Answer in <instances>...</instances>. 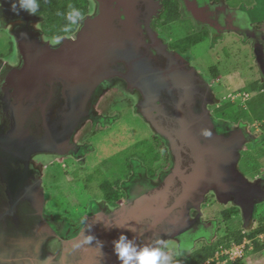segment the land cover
Here are the masks:
<instances>
[{"label": "water", "instance_id": "obj_1", "mask_svg": "<svg viewBox=\"0 0 264 264\" xmlns=\"http://www.w3.org/2000/svg\"><path fill=\"white\" fill-rule=\"evenodd\" d=\"M94 1V13L83 18L76 32L54 43L46 39L41 27H36L35 17L34 24L29 22L16 29L21 60L5 84L8 90L14 89L12 112L19 124L16 131L21 135L24 128L22 100L27 104L41 90L40 85H60L66 108L62 116L66 121L75 122L98 85L118 75L129 88L136 90L144 120L169 143L172 167L158 186L142 196L108 213L87 216L80 232L62 240L58 250L54 248L48 253L36 247L31 254L20 251L7 259L0 257V264H36V261L39 264H119L112 241L120 232H125L136 245L149 244L163 234L174 237L190 227L191 210L201 209L209 193L220 203L235 200L246 217L254 212L258 188L239 167L241 151L247 143L244 132L217 131L210 109L199 106L193 73L172 66L156 67L157 59L141 35L139 16L143 0ZM192 7L195 11V6ZM6 9L4 4L3 11ZM150 11L145 13L147 27L155 10ZM174 89L180 90L181 96L169 115L177 123L170 127L158 119V115L166 118L167 112L158 106L157 100L161 91ZM60 124L56 121L54 128L58 130ZM10 140L14 144L22 140L19 142L28 157L36 146L28 134ZM20 183L14 184L15 190ZM17 196L11 192V197L17 199ZM89 236L96 239L89 243Z\"/></svg>", "mask_w": 264, "mask_h": 264}, {"label": "flooded vegetation", "instance_id": "obj_2", "mask_svg": "<svg viewBox=\"0 0 264 264\" xmlns=\"http://www.w3.org/2000/svg\"><path fill=\"white\" fill-rule=\"evenodd\" d=\"M13 2L14 0H0V30L8 37L7 49L5 53H0V249L3 247L10 248L13 244V250L19 248L20 251H24L27 243H31L32 246L42 247L43 251L46 252L47 250L49 253V251L53 252V248L46 249L45 244L49 243L50 239L56 238L60 247L62 240L72 238L80 232L87 221V216L95 215L98 212L108 213L121 204L132 201L158 186L172 167L173 158L167 140L156 133L149 123L144 120L136 90L129 88L126 81L118 75L111 76L110 79L103 80L98 85L86 104L84 112L75 122H71L69 119L66 121L62 116L66 108L61 96V87L57 83H48L46 86L40 85L41 90H39L37 95L30 97L27 104L25 99L22 100L24 104L21 106V111H25V122H23L24 124L21 123L24 125L22 134H28L29 138L35 140L34 145H36L32 149L34 151L31 155L29 157L26 156L27 150L19 142L22 140H18L17 144H14V140H10L16 139V137L20 138L22 134L20 135L16 131L19 129V124H17L16 115L12 112L15 107L13 103L14 89L10 88L8 90L5 84L11 72L19 65L21 60L16 29L25 27L29 22L34 24L33 17H35L36 27H41L43 30L44 17L39 14L29 15L27 11L19 8L18 0H16L18 13L13 12L11 10ZM142 2V12L139 16V23L142 29L141 35L144 36L146 43L150 45L149 51L157 59L156 67L166 68L172 66L180 71L193 73L194 82L198 88L196 97L199 106L210 109L212 121L217 131L233 133L243 131L247 135L241 125L240 127L230 124L226 120L223 121L213 115L212 106L218 101L214 93L211 92L212 88L208 84V80H206L195 63V59L191 58V55L193 56L192 48L181 47V36L178 37L177 35V37H174L175 35L166 33L161 27L160 17L164 10V0H143ZM179 2L183 12L181 17L188 30L193 34H205L207 39L214 41L215 46L219 44L221 37H225L229 33H235L239 38L244 39V42H246L244 43L245 46H252L257 66L261 75H264V29L251 20L245 8L226 0H179ZM4 4L7 8L6 12L3 11ZM192 5L195 6V11ZM95 9L96 2L92 0V9L87 15L94 13ZM153 9L155 11L151 14L149 27H147L146 15ZM233 9L238 11L234 12ZM245 13L248 14L250 20ZM74 33L67 35H73ZM44 35L46 39L53 43L62 37H50L45 31ZM154 37H156L157 42ZM156 43L158 47H156ZM102 91H109L111 94H108L105 98L101 95ZM116 94H122L124 98L129 99L132 109L146 122L153 132L151 134L152 137L153 135L159 136V140H157L163 142H161L160 146H163L168 151V162L159 169L155 176L151 177L146 174L142 181L137 183L135 181V187H128L127 184L130 181H126L124 183L125 195L115 200V202H109L104 198L94 200V202L91 201L88 213L84 215L82 226L70 230V232L72 231L76 234L69 237H67L68 235L61 237L54 228H50L44 216L48 198V193L44 187V176L47 169L53 164L61 165V167H72L75 166L74 161H76L81 166L86 167L88 165L90 155L97 150L96 145L92 142L94 137L97 138L103 128L111 126L120 118L119 113H116V111L115 113H109L98 110L99 104L104 102L103 100ZM180 96L181 92L177 89L171 92L168 90L160 92L157 104L167 112V117L158 115V119L166 126L174 127L177 123L172 121L169 115L171 110L173 111L176 107ZM56 121L61 123L58 130L54 128ZM86 127H90L89 135L86 139L82 138L83 140H80L79 136L85 131ZM58 133L60 135L57 136ZM84 136L87 135L85 134ZM47 137H49V140L46 141ZM153 139L155 138L153 137ZM248 142L243 146L242 151ZM30 150L31 148H29ZM242 151L239 167L248 178L253 180V184L258 188V193L254 196L256 208L260 204L259 202H264V176L261 174L256 177H250L246 173L241 165ZM58 156H62L63 160H58ZM62 161H65V163H62ZM17 181L19 183L21 181V183L18 185V190H15L14 187ZM12 191L18 194L17 199L11 197ZM216 202H219L216 196L213 193H209L202 203L201 209L193 208L191 210L189 217L190 227L184 233L174 237L163 234L151 240L149 244L163 247L166 253L164 245H167L168 242H173L174 247H170V251L175 253V259L186 255L192 249L182 244V239L188 232L206 226L208 228L205 230L206 236H204V239H210V235L212 238V227L214 225L212 220L214 219L206 218L204 207L214 206ZM93 204L99 208L97 211L92 210ZM221 204L238 206L243 219L253 223V214L250 217H246L243 214L242 207L235 200ZM158 240L160 243H157ZM16 244L17 248L14 246ZM144 244H148V242H144ZM181 245L183 246L182 250L180 248ZM54 246H56L55 243ZM177 251H181V254L177 255ZM38 254L43 255L42 252ZM37 263L39 264L36 261Z\"/></svg>", "mask_w": 264, "mask_h": 264}, {"label": "rangeland", "instance_id": "obj_3", "mask_svg": "<svg viewBox=\"0 0 264 264\" xmlns=\"http://www.w3.org/2000/svg\"><path fill=\"white\" fill-rule=\"evenodd\" d=\"M232 3L238 4L250 12H253L256 7H260L259 15H261L260 17L264 16V0H241L239 2L233 1ZM258 4L260 6H258ZM182 24L183 26L178 25L168 28L166 30V33L175 35L174 37H177L178 34L183 33V29L185 30L184 25L186 24L184 23V21L182 22ZM258 25L264 29V21ZM0 31V53H5L8 45V37L4 34V32H2V30ZM221 38L222 39H220L219 44H217L216 46L213 43L214 41H210L209 38L206 39V41L192 48L193 56L191 55V58L195 59V63L199 67L201 73L204 75L206 80H208V84H210L212 88L211 92H213L214 96H216L217 98L218 102L216 104H213L212 110L214 111L213 115L217 116L219 119L221 118L220 115L216 113V106H220L228 100H232L236 104H242L245 106L246 101L251 97V95L248 93V91H244L243 88L249 85V83L254 82L255 80L262 77L260 69L257 66L256 59L254 57L252 46H245L244 43L246 42H244V39L239 38L235 33L226 34L225 37ZM211 66H217L222 74H219L217 77L211 76V73L208 70ZM108 94L111 93L109 91L101 92V95L105 98L108 96ZM103 101L104 102H101L99 104L98 110H100V112L109 113H115V111L117 110L116 113H119L120 118L119 120H116L111 126L103 128L104 130L101 131L99 135H97L98 137H94V139L92 140V142H94L97 147V150L90 155V157L94 161L93 165H95L99 159L111 156L116 152L121 151L120 148H122L123 151L130 148L132 149L133 145L138 140L149 138L153 133L146 122L132 109V105L129 103V99L124 98L122 94H116L114 96L111 95L109 96V98ZM226 121L236 126L241 125L247 133L246 137L247 139H249L247 140L249 142L242 151L241 159L242 168L245 170V158L247 154H253L257 152L258 148L264 145V135L261 134V122L253 121L249 124L247 122H238V120L235 119H226ZM84 130L85 131H83L79 136L80 140L86 139L88 137L90 127H86ZM85 134L87 136H84ZM261 138L263 139L261 140ZM58 160H63V157L58 156ZM132 161V173L124 181H130L127 184L128 187H135L136 184H134V182L136 181L137 183L142 181V179L146 177L148 171L147 165H145V163L141 161L139 157H132ZM63 162L65 163V161H62V163ZM93 165L90 166L91 169H93ZM59 167L60 166L54 165L47 169L49 170V172L52 169V175L47 174L45 182L51 195H47L48 200L46 203L47 205L45 208L46 210L44 216L46 221H48L47 223H50L59 233V235L61 237H64L67 235V232H70L71 229L80 227L83 224L84 215L85 213H88L91 201L94 202V200H98L101 198H91L90 196L84 201L81 200L82 203L78 204L79 206H77V204H75L76 206H73L72 202L68 198H66L67 195L65 193H59L63 192V190H59L58 188L62 187L64 185L63 182L65 181L64 176H62L64 174L60 173V171L62 170L59 169ZM56 171H58L57 174L59 173L57 179L53 176V173H55ZM158 171L159 169H157L156 174ZM261 174L264 176V168H262ZM248 175L250 177H256L253 174L250 175L248 173ZM78 187L79 186H77L76 183L75 185H73V188L75 189L73 191L74 194H77L75 192L78 190ZM57 193L61 195L62 198L65 197L64 204L68 205V207H71L68 213L59 211L55 212V210H61L62 208L60 205V197H57ZM68 201L70 202L68 203ZM259 203L260 204L257 205L253 212V223L256 222L257 216H260L264 213V202ZM226 207L228 208L230 206ZM224 208L225 206L220 202L215 203L214 206L204 207L206 218L214 219L212 220L214 222L212 238L211 235L209 236L212 240L217 235L224 234L227 228L234 230L244 225V219L240 213L238 215H235V217L227 222H225L224 220H220L218 214ZM98 209L99 208L97 207V205H92V210L97 211ZM207 228L208 227L206 226L202 228L199 227L197 229H194L192 232H188L184 235L182 244L193 249L198 243H200L204 236H206L205 230ZM50 240L51 241L49 243L45 244L46 249H51L53 247L58 250L59 245L56 238ZM54 243L56 246H54ZM242 244H245L246 249L248 244H250L249 250H251L252 240H248L247 238H245L241 244H233L231 247ZM170 247H174L173 242H168V244L164 248L166 249V253L170 255L173 260L176 256L174 252L170 251ZM231 247H222V249L218 251L217 264H227L228 260L222 261L220 259L221 253H225V251H227V248L230 252H232L233 256L236 255L235 258H242V260L244 261L236 262V264H264V252L251 254L247 253L246 250H244L242 253H240L237 248L231 250ZM24 251L27 252V250ZM15 253H17L16 249L13 250V248L3 247L2 249H0V257L2 258L7 259V257H10L11 255H15ZM235 258L233 259V261L238 260H235Z\"/></svg>", "mask_w": 264, "mask_h": 264}, {"label": "trees", "instance_id": "obj_4", "mask_svg": "<svg viewBox=\"0 0 264 264\" xmlns=\"http://www.w3.org/2000/svg\"><path fill=\"white\" fill-rule=\"evenodd\" d=\"M228 2H239L241 0H226ZM240 4V3H239ZM258 6H260L258 4ZM92 0H39V15L44 17L43 30L45 33L53 38H59L63 35L76 32L80 26L83 18L91 11ZM260 7H256L253 12L247 11L251 20L258 24L264 21V16L260 17ZM182 9L179 0H164V10L161 14V27L166 32L168 28L173 26H183L182 22ZM79 14V15H77ZM185 23V22H184ZM185 26L181 36V47L193 48L194 46L206 41L207 36L203 33L193 34ZM1 28V27H0ZM169 34V33H168ZM184 34V35H183ZM186 37V38H185ZM209 72L213 77H217L221 74V71L217 66H211ZM244 91H248L251 97L246 101V105L236 104L232 100H228L224 104L216 107V113L220 115V118L225 121L226 119H235L238 122L252 123L253 121L261 122V134L264 135V75L249 83V85L243 88ZM117 112V110H116ZM102 129L101 131H103ZM153 137L155 139H153ZM150 135L149 138H143L138 140L132 147V149H126L125 151L116 152L115 154L103 157L97 161L95 165L93 159L90 157L88 165L81 166L78 162L74 161L75 166L61 167L59 165L60 173L64 174L65 183L58 188L63 190L73 206H79L81 200H85L91 196V198H104L109 202H115V200L125 195V179H127L132 170V157L137 156L141 161L147 165V175L155 176L157 169L165 166L168 162V151L158 141L159 136ZM158 139V140H157ZM263 138H261L262 140ZM163 143V142H162ZM164 145V144H163ZM93 154V153H92ZM51 165L50 167L54 166ZM93 165V169L90 166ZM49 167V168H50ZM167 167V166H166ZM48 168V169H49ZM264 168V145L258 148V151L253 154H247L245 158V170L250 175L258 176L262 173ZM52 171V169H51ZM51 171L47 170L44 176V187L48 194L49 190L46 182V175H50ZM49 172V173H48ZM58 171L53 173L54 178H58ZM52 175V174H51ZM66 177V178H65ZM77 184L78 190L74 194L73 185ZM58 194V193H57ZM51 195V194H50ZM54 195V194H53ZM60 197L61 210H55L59 212H67L71 207L65 205V197ZM48 200V199H47ZM68 201V203L70 202ZM67 203V204H68ZM218 203V202H216ZM225 206V204H224ZM238 206H230L221 210L218 214L220 220L225 222L229 221L235 215L240 213ZM48 222V221H46ZM50 228H54L49 223ZM82 226V225H81ZM214 228V227H212ZM76 233L70 232L67 237ZM264 234V213L257 216V220L254 223L244 220V225L234 230L227 228L225 233L217 235L214 239H202L189 253L171 261V264H204L205 261L214 258L216 253L223 248L231 247L233 244H241L245 238L252 240V248L249 250L250 244H248L247 253H259L264 252V243L260 241L259 235ZM11 244V242H9ZM17 247V244L14 245ZM10 248H13L12 245ZM26 253L31 254L36 250V246H32L31 243H27ZM53 248V247H52ZM54 249V248H53ZM16 252H20L19 248ZM227 256H220V259L224 261ZM244 262L242 258L237 261L228 260L227 264H236V262ZM209 264H217V260L210 262Z\"/></svg>", "mask_w": 264, "mask_h": 264}, {"label": "clouds", "instance_id": "obj_5", "mask_svg": "<svg viewBox=\"0 0 264 264\" xmlns=\"http://www.w3.org/2000/svg\"><path fill=\"white\" fill-rule=\"evenodd\" d=\"M18 4L19 8L27 11L29 15H36L38 13L39 0H18ZM11 10L18 13L16 0H14V2L12 3ZM106 228L110 227L106 226ZM93 239L96 238L93 236H89L87 242L90 243ZM157 243H160V241L158 240ZM100 245L101 247L103 246L102 241H100ZM112 245L113 253L119 261V264H171L172 261V257L164 252L163 247L152 246L151 244L136 245L131 239L127 237L125 232H120L118 238L112 241ZM164 246L166 247V245ZM180 248L182 250L183 246L181 245ZM244 250H246V247L244 248ZM217 253L214 258L205 261L204 264H209L214 260L218 261ZM176 254L180 255L181 251H177ZM222 255L227 256L224 261L234 259L231 258L229 254L221 253L220 256ZM237 259L238 258H235V260Z\"/></svg>", "mask_w": 264, "mask_h": 264}, {"label": "built area", "instance_id": "obj_6", "mask_svg": "<svg viewBox=\"0 0 264 264\" xmlns=\"http://www.w3.org/2000/svg\"><path fill=\"white\" fill-rule=\"evenodd\" d=\"M259 239H260L261 242L264 243V234L259 235ZM234 248H237L240 251V253H242L244 251L245 244L235 245L234 247H231V250L234 249ZM225 253L229 254L231 258H235L236 257V255L233 256L232 252H230L228 249H227V251H225ZM225 253H223V254H225Z\"/></svg>", "mask_w": 264, "mask_h": 264}]
</instances>
